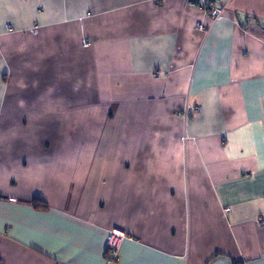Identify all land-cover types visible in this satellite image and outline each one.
Wrapping results in <instances>:
<instances>
[{"label": "crops", "instance_id": "1", "mask_svg": "<svg viewBox=\"0 0 264 264\" xmlns=\"http://www.w3.org/2000/svg\"><path fill=\"white\" fill-rule=\"evenodd\" d=\"M209 1L0 0L1 264H264V0Z\"/></svg>", "mask_w": 264, "mask_h": 264}, {"label": "built area", "instance_id": "2", "mask_svg": "<svg viewBox=\"0 0 264 264\" xmlns=\"http://www.w3.org/2000/svg\"><path fill=\"white\" fill-rule=\"evenodd\" d=\"M189 4L191 6L197 7L203 11H205L208 16L210 17L211 21L219 20L222 17L223 7L221 8H215L211 1L209 0H188ZM7 29H11V26L9 24L6 25ZM197 29L204 30L201 23L196 24ZM81 45L83 47H88L90 45V42L87 40H82ZM155 76H157V73H155ZM199 106H193V107H187L184 112L183 116L185 119L190 117V114H196L199 112ZM228 209H225L224 212L226 213ZM126 234L123 230L119 228H111L107 232L106 238H105V254L107 255V258L109 260H116L118 256V248L125 239Z\"/></svg>", "mask_w": 264, "mask_h": 264}, {"label": "trees", "instance_id": "3", "mask_svg": "<svg viewBox=\"0 0 264 264\" xmlns=\"http://www.w3.org/2000/svg\"><path fill=\"white\" fill-rule=\"evenodd\" d=\"M33 203H34L35 206L45 207V203H43L41 201H33Z\"/></svg>", "mask_w": 264, "mask_h": 264}]
</instances>
